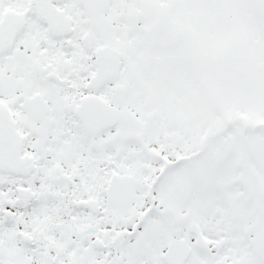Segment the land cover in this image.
<instances>
[{
	"label": "snow or ice",
	"instance_id": "1",
	"mask_svg": "<svg viewBox=\"0 0 264 264\" xmlns=\"http://www.w3.org/2000/svg\"><path fill=\"white\" fill-rule=\"evenodd\" d=\"M0 264H264V0H0Z\"/></svg>",
	"mask_w": 264,
	"mask_h": 264
}]
</instances>
